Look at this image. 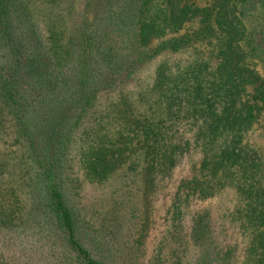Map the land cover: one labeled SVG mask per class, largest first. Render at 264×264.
Here are the masks:
<instances>
[{
	"label": "trees",
	"instance_id": "1",
	"mask_svg": "<svg viewBox=\"0 0 264 264\" xmlns=\"http://www.w3.org/2000/svg\"><path fill=\"white\" fill-rule=\"evenodd\" d=\"M254 133L264 140V0H0V264H144L147 220L119 242L114 202L150 198L192 152L154 264H236L226 223L243 264H264ZM87 184L109 189L103 214ZM227 190L233 210L188 220Z\"/></svg>",
	"mask_w": 264,
	"mask_h": 264
},
{
	"label": "rangeland",
	"instance_id": "2",
	"mask_svg": "<svg viewBox=\"0 0 264 264\" xmlns=\"http://www.w3.org/2000/svg\"><path fill=\"white\" fill-rule=\"evenodd\" d=\"M211 3V0H198V6L206 7ZM75 14V12H73ZM198 27V21L189 23L186 26V30H193ZM205 56L212 67H216L217 59L215 58L214 48L207 47ZM171 58H175L172 56ZM176 58H178L176 56ZM184 59L186 58L183 57ZM162 58L160 61H162ZM159 63L157 60L151 66L145 68L136 80L132 84V89L136 90L143 84L151 83L154 75L155 66ZM190 137V135H188ZM251 144H261L264 145V140L259 137V134H250L247 138ZM200 157L195 153H191L183 162L181 166L176 168L172 175L162 182L161 187L158 188L155 194L150 198H117L114 202V213H116V218L114 223V230L120 235V240L123 235L127 236L128 232L135 233L136 228L139 226V221L141 219H146L147 221V231L145 237L141 240L142 251L140 257H142V262L144 264H154L158 259L159 255L164 251L165 243L168 240V224L166 223V212L168 207L178 189L180 184L187 179H190L193 173V169L199 165ZM109 189H98L90 184L86 185L85 192V205L94 206V208L101 214L108 210V205L110 204ZM219 199H215L213 202H202L198 205H194L190 210L191 218L193 211L210 207L213 209L214 215L217 216L224 211L233 210L235 205V198L237 196L233 191L227 190L222 194ZM119 204V205H118ZM118 205V207H117ZM111 207V206H110ZM120 210L121 213H118ZM218 217V216H217ZM222 222V220H221ZM220 223V222H219ZM227 234L232 238L228 237L229 244H237L239 249V256L236 264H243L245 260V252L247 244L245 240L241 237H237L236 233L232 229L229 223H226ZM135 237H132L130 241L134 243ZM0 241H3L0 238ZM163 248V249H162ZM163 254V253H162ZM158 262H160L158 260ZM157 262V264H158Z\"/></svg>",
	"mask_w": 264,
	"mask_h": 264
}]
</instances>
